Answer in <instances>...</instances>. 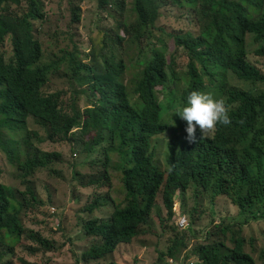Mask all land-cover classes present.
<instances>
[{
  "label": "trees",
  "instance_id": "1",
  "mask_svg": "<svg viewBox=\"0 0 264 264\" xmlns=\"http://www.w3.org/2000/svg\"><path fill=\"white\" fill-rule=\"evenodd\" d=\"M79 1L69 0L73 5L72 24L81 20ZM170 1L198 12L204 10L211 19L204 31L174 36L177 48L183 49L189 59L182 101L186 102L191 91L205 92L213 85L221 93L231 123L218 124L197 143H189L183 120V136L169 144L167 170H164L158 160L157 140L173 125L169 116H164L157 93L168 84L172 59L161 48L150 47L152 54L138 61L137 75L128 83L123 77L131 61L126 63L116 54L125 39L121 33L128 41L139 44H148L156 36L155 31H160L157 29L161 15L159 1L132 0L129 8L127 0H97L100 9L116 8L121 21L116 35L106 34L100 51L90 54L96 60L100 52L109 53L103 66L96 67L74 61L77 53L57 60L55 56L45 62L43 43L35 34L36 23L43 25L47 21L43 0H0V147L13 164L18 152L25 154L17 168L26 180L22 192L0 182L1 241L14 239L16 245L29 232V238L40 248L46 251L53 248V241L29 231L21 219L26 207L43 205L28 178L37 170H52L54 164L62 162L58 151H44L29 142L33 135L39 143L46 140L51 144L76 143L82 152L89 154L102 147L104 172L85 177L86 187L111 188L114 176L109 166L118 171L123 199L119 203L108 199L113 205L108 219L91 218L84 223L85 235L95 239L83 253L84 260L99 261L112 256L121 245L132 244L146 233L153 213L159 208L161 195L168 218L175 219L177 194H184L195 185L197 190L212 193L213 198L229 197L245 220L217 225L216 235L211 234L204 244H195L192 253L189 249L193 243L190 244L187 232L193 227L181 229L175 222L173 238L160 253L159 263L167 258L169 264L171 259L182 264L187 256L186 259L197 258L195 264H264L263 247L248 251L249 242L241 232L252 219H264V91L240 89L229 85L227 80L230 73L253 85H264V72L249 57L251 36H255L260 46L258 53L264 56V14L259 11L264 0ZM15 9L24 11L19 14ZM6 43L11 47L8 57L2 50ZM63 65L71 68L72 79L80 88L89 89L91 98L95 99L83 110L73 102L68 104L65 91H45L52 74ZM132 93L143 103L141 110L131 103ZM30 120L46 130V139L39 136L40 131L29 129ZM17 133L22 136L19 143H14L25 147V152L22 147L15 151L10 147ZM196 135L198 138L201 135L199 128ZM113 152L120 154V161L114 166ZM254 168L257 175L253 174ZM3 172L0 167V176ZM108 200L98 197L84 210L92 214L108 204Z\"/></svg>",
  "mask_w": 264,
  "mask_h": 264
},
{
  "label": "rangeland",
  "instance_id": "2",
  "mask_svg": "<svg viewBox=\"0 0 264 264\" xmlns=\"http://www.w3.org/2000/svg\"><path fill=\"white\" fill-rule=\"evenodd\" d=\"M131 1L127 0L129 8ZM158 1L161 4V15L157 22V29L160 31H155L156 36L152 37L148 44L128 41L127 36L121 33L125 39L119 44L116 54L126 63L131 61L127 74L123 77L124 81L128 83L137 75L138 61L145 59L146 55L152 54L150 47L161 48L172 59L173 71L169 73L168 84L159 89L157 93L164 116H169L173 125L169 132L157 140L159 164L164 170H167L169 144L179 139L182 133L183 120L176 114V111L185 104L182 98L183 91L187 88L189 73V59L183 49L177 48L174 36L186 32L204 31L211 23V19L207 18L204 10L203 13L201 10L198 12L195 8H183L170 0ZM43 2L47 21L43 25L36 23L35 34L43 43L44 61L48 62L55 56L57 60L67 54L77 53L78 56L73 58L74 61L92 63L96 67H98L97 65L103 66L109 55L108 52H100L96 60H93L90 54L100 51L103 41L107 39L106 34L116 35L117 26L121 21L120 13L116 8L109 6L107 9H100L97 0H81L77 2L81 20L77 24H72L70 10L73 5L69 4V0H43ZM16 11L20 14L24 9ZM259 11L264 14V7ZM130 19L133 20L132 15ZM124 21L129 22V19L125 18ZM256 43L255 36H251L249 57L264 72V56L258 53L260 46ZM2 50L5 56L11 55L9 43H6ZM72 78L71 68L63 65L60 71L52 74L45 91L48 93L65 91L68 104L73 102L83 110L93 100L88 92L90 90L80 88ZM227 80L229 85L237 88L255 92L264 90V85H253L241 81L234 74L229 73ZM210 87L211 89H207L205 93H210L213 97L220 99L221 93L217 91L219 89L213 85ZM130 101L139 110L144 106L134 93L130 94ZM28 127L31 130L40 131L39 136L46 139V130L36 125L33 120L29 121ZM18 133L13 141H10V147L14 151L22 147L14 143L15 141L20 142L22 134ZM8 134L9 137L12 136V134ZM31 136L29 142L39 146L40 149L58 151L62 155V162L54 164L52 170H37L28 178L31 179V184L43 205L26 207L21 213L22 222L27 229L53 241V248L51 251L43 250L39 244L29 238V232H26L16 245H14L16 243L14 239L12 242L5 238L6 240H0V264H23L22 262L29 264H112L114 262L119 264H158L160 253L170 245L174 235L173 228L176 227L175 219L168 218V211L162 204V195L159 197V208L150 219V225L146 228L147 230L145 228L142 230V232L145 230L146 233L137 237L132 244L121 245L112 256L99 261L84 260L83 253L95 243L94 238L85 235L84 223L91 218L108 219L113 212L111 200L119 203L123 199L122 188L117 177L118 171L109 166V171L114 176L111 188H102L97 185L86 187L88 179L85 177L101 175L104 172L105 154L102 147L89 154L82 152L81 147L76 143L51 144L48 140L39 143L38 138L35 139L33 135ZM9 137L7 139H10ZM22 148L24 152L27 150L25 147ZM24 156L25 154L18 152L17 159H15L16 164H13L8 158L7 152L0 147V167L4 171L0 176V182L16 188L19 192L26 189L23 172L17 168L18 162L23 161ZM111 157L113 158L112 166L120 161V154L113 152ZM253 174L257 175L255 168ZM98 197L111 200H108V204L92 214L85 212L84 209ZM176 201L181 203L183 210H189L187 213L190 222L188 229L193 227L187 232L190 244L193 243L189 253L194 251L195 244L196 246L204 244L210 240L211 234L216 235L217 225L233 223L234 220L240 218L245 220L240 215L239 207L229 197L213 198L212 193L206 190H197L195 185L191 186L184 194L179 192ZM248 223L249 225L241 231L246 237L247 243L249 242L248 251L253 249L259 251L262 247L264 249V219H252ZM235 229L240 233L239 225H236ZM193 240L195 241L193 242ZM30 248L37 250L32 252ZM9 250L12 252L9 253ZM168 261L169 259L166 258L159 264H169ZM183 264H187V261Z\"/></svg>",
  "mask_w": 264,
  "mask_h": 264
},
{
  "label": "clouds",
  "instance_id": "3",
  "mask_svg": "<svg viewBox=\"0 0 264 264\" xmlns=\"http://www.w3.org/2000/svg\"><path fill=\"white\" fill-rule=\"evenodd\" d=\"M247 83H250V82H247ZM258 85H263V84H258ZM176 114H178L182 120L186 121V133H187L186 139L189 141V143H197L198 139L199 141L203 139V137L206 134L212 132L218 124L228 125L231 123L225 103L222 99L215 98L210 93H205V92H201L197 90H193L187 95L184 106L178 109L176 111ZM197 128H199L200 133H201L199 138L196 135ZM183 133L184 132L182 128V133L180 134L179 137H182ZM176 202L177 203H175L174 205V211H175V207L178 206L181 212L184 213L181 203L179 201H176ZM184 214L187 215V213H184ZM175 221L177 223V212L176 211H175ZM186 258L187 256L183 257L182 264L185 261H187V264L196 263L197 259H195L194 257H191L188 259ZM170 264H181V261L177 262L176 260L171 259Z\"/></svg>",
  "mask_w": 264,
  "mask_h": 264
},
{
  "label": "built area",
  "instance_id": "4",
  "mask_svg": "<svg viewBox=\"0 0 264 264\" xmlns=\"http://www.w3.org/2000/svg\"><path fill=\"white\" fill-rule=\"evenodd\" d=\"M175 211L177 212V224L183 229L188 228L190 226L188 216L182 213L178 206L175 207Z\"/></svg>",
  "mask_w": 264,
  "mask_h": 264
}]
</instances>
